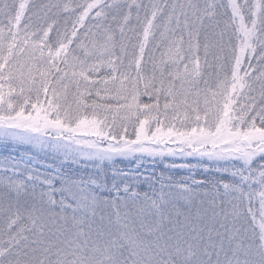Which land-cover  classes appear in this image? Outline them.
I'll use <instances>...</instances> for the list:
<instances>
[{
    "label": "snow or ice",
    "instance_id": "6c2138e0",
    "mask_svg": "<svg viewBox=\"0 0 264 264\" xmlns=\"http://www.w3.org/2000/svg\"><path fill=\"white\" fill-rule=\"evenodd\" d=\"M0 145V264H264V0H0Z\"/></svg>",
    "mask_w": 264,
    "mask_h": 264
},
{
    "label": "rangeland",
    "instance_id": "374dc122",
    "mask_svg": "<svg viewBox=\"0 0 264 264\" xmlns=\"http://www.w3.org/2000/svg\"><path fill=\"white\" fill-rule=\"evenodd\" d=\"M241 1V0H240ZM238 0V2H240ZM137 2H141V0H137ZM144 3H147L146 0H143ZM18 155L19 152H11L9 153L4 149L2 145H0V157L5 155ZM139 155V154H138ZM49 163L52 161L49 160ZM181 165V164H197V158L194 157H181V156H165L161 157H153L144 154L142 158L137 160V158L128 157V158H118L116 161V166L119 169L124 170L125 172H132L138 170L141 176L155 175L157 177L163 174L165 177L171 176L175 180L188 179L189 182L191 180H203L207 173L204 171L202 167H196L189 171L186 168H173L172 165ZM75 167V166H73ZM145 190H147V186H144Z\"/></svg>",
    "mask_w": 264,
    "mask_h": 264
},
{
    "label": "trees",
    "instance_id": "16d2710c",
    "mask_svg": "<svg viewBox=\"0 0 264 264\" xmlns=\"http://www.w3.org/2000/svg\"><path fill=\"white\" fill-rule=\"evenodd\" d=\"M239 1H240V0H239ZM146 2L148 3V2H149V0H146ZM240 2H242V0H241Z\"/></svg>",
    "mask_w": 264,
    "mask_h": 264
}]
</instances>
